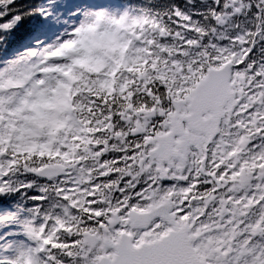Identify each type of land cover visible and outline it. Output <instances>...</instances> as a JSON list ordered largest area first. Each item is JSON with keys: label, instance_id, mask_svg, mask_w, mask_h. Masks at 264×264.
<instances>
[{"label": "snow or ice", "instance_id": "1", "mask_svg": "<svg viewBox=\"0 0 264 264\" xmlns=\"http://www.w3.org/2000/svg\"><path fill=\"white\" fill-rule=\"evenodd\" d=\"M0 264H264V0H0Z\"/></svg>", "mask_w": 264, "mask_h": 264}]
</instances>
